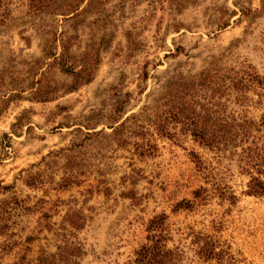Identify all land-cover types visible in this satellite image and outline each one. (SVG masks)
Listing matches in <instances>:
<instances>
[{
    "label": "rangeland",
    "instance_id": "rangeland-1",
    "mask_svg": "<svg viewBox=\"0 0 264 264\" xmlns=\"http://www.w3.org/2000/svg\"><path fill=\"white\" fill-rule=\"evenodd\" d=\"M70 1L41 0L37 11L28 0H0V264L53 251L66 213L84 218L81 264H123L161 212L167 245L190 246L200 233L234 264H264V196L243 193L248 177L235 156L178 128L160 136L141 111L166 69H254L264 79L260 1L81 0L63 11ZM53 36L67 39L87 82L47 65L40 49ZM248 96L243 108L226 98L225 113L259 119L264 97ZM134 113L142 127L116 143L110 125ZM181 199L191 207L175 209Z\"/></svg>",
    "mask_w": 264,
    "mask_h": 264
},
{
    "label": "trees",
    "instance_id": "trees-1",
    "mask_svg": "<svg viewBox=\"0 0 264 264\" xmlns=\"http://www.w3.org/2000/svg\"><path fill=\"white\" fill-rule=\"evenodd\" d=\"M40 1L28 0L37 11L41 9L37 5ZM80 1L66 3L63 11L76 9ZM259 1L264 8V0ZM68 44L67 39L53 36L40 49L41 56L49 58L47 65L56 66L61 72H68L87 82V73L75 71L83 69L84 63H73ZM144 74L143 78L146 77ZM41 75L43 71L39 73ZM11 80L8 84H14L17 91H22L24 87L19 85L20 82ZM158 81V91L152 96L151 105L141 106L143 118L155 132L170 139L176 137L175 129L178 128L179 133L189 135L200 147L235 156L240 172L248 177L243 193L264 196V111L257 120L244 113L235 115L233 110L225 113L226 98L243 108L252 101L249 92L259 99L264 97V79L254 69H200L192 75H186L179 69H166ZM120 110L119 103L114 111ZM138 115L130 114L116 125H110L109 136L120 144L125 142L122 133L137 135L135 131L142 127L135 123ZM100 133L101 130H98L85 132L84 135L89 138ZM139 146L141 152L145 151L143 144ZM197 162L200 163L198 158ZM202 190L203 187H198L192 191V195L199 197ZM190 204L188 199H181L175 209H188ZM166 218V214L161 212L147 220L145 241L133 251V257L123 264H234L227 249L208 235H193L190 246L179 243L167 245L172 237ZM83 224L82 216L66 213L53 233L58 238L53 251L40 248L34 258L20 257L10 264H81L85 250L76 231Z\"/></svg>",
    "mask_w": 264,
    "mask_h": 264
}]
</instances>
